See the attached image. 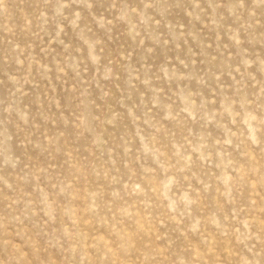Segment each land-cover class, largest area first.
<instances>
[{
  "label": "rangeland",
  "instance_id": "374dc122",
  "mask_svg": "<svg viewBox=\"0 0 264 264\" xmlns=\"http://www.w3.org/2000/svg\"><path fill=\"white\" fill-rule=\"evenodd\" d=\"M0 264H264V0H0Z\"/></svg>",
  "mask_w": 264,
  "mask_h": 264
}]
</instances>
